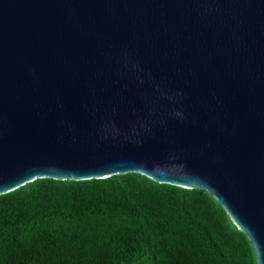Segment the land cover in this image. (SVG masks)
<instances>
[{
    "label": "water",
    "instance_id": "obj_1",
    "mask_svg": "<svg viewBox=\"0 0 264 264\" xmlns=\"http://www.w3.org/2000/svg\"><path fill=\"white\" fill-rule=\"evenodd\" d=\"M126 173L207 191L264 264V0H0V195Z\"/></svg>",
    "mask_w": 264,
    "mask_h": 264
},
{
    "label": "trees",
    "instance_id": "obj_2",
    "mask_svg": "<svg viewBox=\"0 0 264 264\" xmlns=\"http://www.w3.org/2000/svg\"><path fill=\"white\" fill-rule=\"evenodd\" d=\"M0 264H257L254 248L199 189L140 173L39 178L0 195Z\"/></svg>",
    "mask_w": 264,
    "mask_h": 264
},
{
    "label": "rangeland",
    "instance_id": "obj_3",
    "mask_svg": "<svg viewBox=\"0 0 264 264\" xmlns=\"http://www.w3.org/2000/svg\"><path fill=\"white\" fill-rule=\"evenodd\" d=\"M203 191H205V190H203ZM205 193H207V194H209L207 191H205ZM210 195V194H209ZM211 196V195H210Z\"/></svg>",
    "mask_w": 264,
    "mask_h": 264
}]
</instances>
